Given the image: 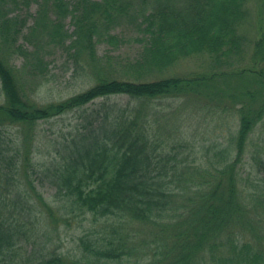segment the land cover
<instances>
[{"label": "trees", "instance_id": "obj_1", "mask_svg": "<svg viewBox=\"0 0 264 264\" xmlns=\"http://www.w3.org/2000/svg\"><path fill=\"white\" fill-rule=\"evenodd\" d=\"M248 1L0 0V264H264V135L251 137L264 118V24L252 39L243 31ZM123 26L137 34V55L99 56V44L125 42ZM57 49L91 84L41 102L33 96ZM195 56L208 65L171 74ZM122 95L127 103L110 101ZM159 99L182 101L162 113ZM185 104L236 117L225 146L179 157ZM75 111L82 122L42 148L49 161L36 160V126ZM168 121L172 152L159 132ZM246 162L263 176L246 180ZM66 209L94 222L76 253L45 242Z\"/></svg>", "mask_w": 264, "mask_h": 264}, {"label": "rangeland", "instance_id": "obj_2", "mask_svg": "<svg viewBox=\"0 0 264 264\" xmlns=\"http://www.w3.org/2000/svg\"><path fill=\"white\" fill-rule=\"evenodd\" d=\"M37 8V3L32 1L27 9L21 11V13L27 15V25L32 22V18L29 16L33 14ZM247 9L249 10V16L244 22L243 31L246 35L252 39L256 36V29L260 23L264 24V0H249L247 2ZM34 15V14H33ZM65 27L71 31L72 27L67 18L65 21ZM124 38L125 42L117 47V49H112L110 46L99 44L97 47V52L99 56L104 57V54H111L118 56L120 59H133L137 52L139 51L140 43L136 42L137 34L134 29L129 27H120L116 30ZM250 46L242 65L247 64V60L250 53ZM49 59H51L50 73L48 78V83H46L43 88L34 95L41 102L50 101L52 99L59 100L63 99L73 93H77L85 88H87L91 83L86 81V76L82 75L81 72H77L74 69L73 63L70 58L61 50L57 49L54 54H52ZM206 57H190L180 61L175 67H173L171 74L173 75H186L190 72L204 69L208 64ZM17 64L20 60H15ZM114 67L117 68V64L114 63ZM125 79L126 76H123ZM128 97L118 96V98H112L110 101H118L119 103L125 104L128 102ZM2 98L0 96V102ZM180 99H159L155 100L154 106L157 110L162 111V113H170L176 111L181 105ZM99 102V101H98ZM98 103L92 104L89 103L86 105V109H91L96 107ZM184 111L182 109V115L185 117L184 120H179V127L181 128V139L178 140V143H185L187 147L181 149L179 157L188 155L190 160L195 155L202 158L206 148L212 146L214 143H222L224 146L227 143V138H229V129L233 131L232 125L235 123V116L226 115V120L229 124L226 123V120H222L220 115H224L221 111L216 110L211 112L205 109H198L191 105H184ZM191 112L190 115L186 116L183 113ZM80 111L69 112L59 119H53L48 122H40L36 128L40 136L35 140V146L39 147L34 158L39 161L47 160V154L42 151V148L49 147L51 142L57 137L63 134L66 131H74V127L82 122L83 118ZM224 117V116H223ZM163 127L165 130L159 129V132L162 131L163 134L169 132L171 135L165 137L167 141L168 152H172V146L176 144V141L168 139L172 136L175 131H171L177 124L175 121H168L167 123L163 122ZM232 124V125H231ZM174 130V129H173ZM177 132V131H176ZM261 134L264 135V118L261 122L256 125L251 137L254 139L258 138ZM176 140V139H175ZM253 146V145H252ZM34 159V161H35ZM49 161V160H47ZM253 166L252 162H246L241 166L243 177L247 180L252 178H260L263 176L262 173L258 171H252L248 175V168ZM260 166V165H259ZM257 166V167H259ZM262 167V166H261ZM248 177V178H247ZM39 187V184H38ZM43 192L44 197L52 202V206H58V202L53 200V189L50 188L47 184L44 187H39ZM62 211L61 217L57 212V216L60 218L56 224H49L47 228H54L56 230L49 229L48 233L45 235V242L51 246H57L59 249L68 250L71 253H76L78 251L76 236L82 233V229H88L90 226H94V222L90 216L75 217V215L70 212ZM66 217L70 221V225H66L61 222V218ZM82 218V221L80 219ZM96 223V222H95ZM34 231L36 233L40 232ZM44 240V239H43Z\"/></svg>", "mask_w": 264, "mask_h": 264}]
</instances>
